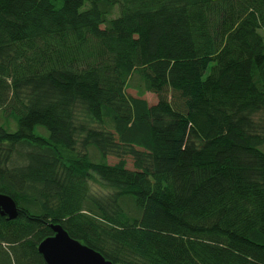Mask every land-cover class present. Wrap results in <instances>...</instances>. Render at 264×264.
I'll list each match as a JSON object with an SVG mask.
<instances>
[{"label": "trees", "instance_id": "1", "mask_svg": "<svg viewBox=\"0 0 264 264\" xmlns=\"http://www.w3.org/2000/svg\"><path fill=\"white\" fill-rule=\"evenodd\" d=\"M260 29L264 0H0V264L56 224L113 264H264Z\"/></svg>", "mask_w": 264, "mask_h": 264}, {"label": "water", "instance_id": "2", "mask_svg": "<svg viewBox=\"0 0 264 264\" xmlns=\"http://www.w3.org/2000/svg\"><path fill=\"white\" fill-rule=\"evenodd\" d=\"M18 210L14 201L0 194V216L14 220ZM53 236L43 240L37 247L45 264H113L99 252L71 238L59 225H51Z\"/></svg>", "mask_w": 264, "mask_h": 264}, {"label": "rangeland", "instance_id": "3", "mask_svg": "<svg viewBox=\"0 0 264 264\" xmlns=\"http://www.w3.org/2000/svg\"><path fill=\"white\" fill-rule=\"evenodd\" d=\"M115 11H117V10L115 9ZM259 34L263 37V40H264V30L263 29L259 30ZM126 92H127V94H129L131 96H134V97L136 96V91L133 88L127 89ZM142 98L145 99L150 105H152L156 102V97L150 93H146ZM0 122H2L1 119H0ZM10 125L13 127L12 122H10ZM90 152L92 153L91 150H90ZM107 161L109 164L116 163V159L112 158V157H108ZM127 168L132 169V160L130 158H128V160H127ZM89 181H90L89 184L92 188V192H94V193H97L99 195H103V194L110 193L112 191L110 188H106V186L99 181L98 177L93 175V174L89 178Z\"/></svg>", "mask_w": 264, "mask_h": 264}]
</instances>
